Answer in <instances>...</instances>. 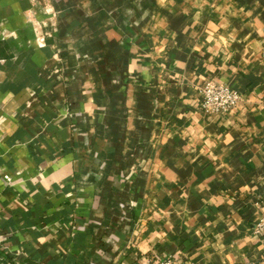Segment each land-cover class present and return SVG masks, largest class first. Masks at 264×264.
<instances>
[{
  "label": "crops",
  "instance_id": "1",
  "mask_svg": "<svg viewBox=\"0 0 264 264\" xmlns=\"http://www.w3.org/2000/svg\"><path fill=\"white\" fill-rule=\"evenodd\" d=\"M263 216L264 0H0V264H264Z\"/></svg>",
  "mask_w": 264,
  "mask_h": 264
},
{
  "label": "built area",
  "instance_id": "2",
  "mask_svg": "<svg viewBox=\"0 0 264 264\" xmlns=\"http://www.w3.org/2000/svg\"><path fill=\"white\" fill-rule=\"evenodd\" d=\"M202 108L209 114L230 112L235 109L243 99L241 92L234 90L230 85L214 80L208 81L202 87ZM255 231L264 234V216L256 225ZM152 264H179L174 258L152 261Z\"/></svg>",
  "mask_w": 264,
  "mask_h": 264
}]
</instances>
